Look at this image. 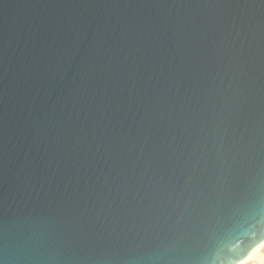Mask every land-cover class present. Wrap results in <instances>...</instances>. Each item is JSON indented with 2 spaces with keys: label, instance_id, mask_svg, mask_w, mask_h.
I'll return each instance as SVG.
<instances>
[{
  "label": "water",
  "instance_id": "1",
  "mask_svg": "<svg viewBox=\"0 0 264 264\" xmlns=\"http://www.w3.org/2000/svg\"><path fill=\"white\" fill-rule=\"evenodd\" d=\"M260 240L264 0H0V264Z\"/></svg>",
  "mask_w": 264,
  "mask_h": 264
},
{
  "label": "bare ground",
  "instance_id": "2",
  "mask_svg": "<svg viewBox=\"0 0 264 264\" xmlns=\"http://www.w3.org/2000/svg\"><path fill=\"white\" fill-rule=\"evenodd\" d=\"M263 249H264V244H262V246L255 247L251 251V253L247 256L246 264L253 259L263 260V257H264L263 252H262Z\"/></svg>",
  "mask_w": 264,
  "mask_h": 264
},
{
  "label": "clouds",
  "instance_id": "3",
  "mask_svg": "<svg viewBox=\"0 0 264 264\" xmlns=\"http://www.w3.org/2000/svg\"><path fill=\"white\" fill-rule=\"evenodd\" d=\"M261 244H264V240H260L259 243L257 244V247L260 246ZM214 260V259H213ZM247 261V256H244L242 258H237L233 264H246ZM264 264V262H262Z\"/></svg>",
  "mask_w": 264,
  "mask_h": 264
},
{
  "label": "rangeland",
  "instance_id": "4",
  "mask_svg": "<svg viewBox=\"0 0 264 264\" xmlns=\"http://www.w3.org/2000/svg\"><path fill=\"white\" fill-rule=\"evenodd\" d=\"M262 252L264 255V249L262 250ZM261 262H264V257H263V260L253 259V260L249 261L247 264H261Z\"/></svg>",
  "mask_w": 264,
  "mask_h": 264
}]
</instances>
